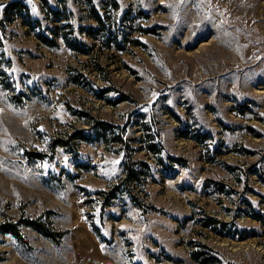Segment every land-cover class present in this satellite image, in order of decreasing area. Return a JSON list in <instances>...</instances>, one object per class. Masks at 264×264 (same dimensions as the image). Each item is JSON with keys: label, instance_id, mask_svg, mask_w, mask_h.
I'll return each instance as SVG.
<instances>
[{"label": "rangeland", "instance_id": "obj_1", "mask_svg": "<svg viewBox=\"0 0 264 264\" xmlns=\"http://www.w3.org/2000/svg\"><path fill=\"white\" fill-rule=\"evenodd\" d=\"M0 5V264H264V0Z\"/></svg>", "mask_w": 264, "mask_h": 264}, {"label": "trees", "instance_id": "obj_2", "mask_svg": "<svg viewBox=\"0 0 264 264\" xmlns=\"http://www.w3.org/2000/svg\"><path fill=\"white\" fill-rule=\"evenodd\" d=\"M24 12L25 16L27 19H30L29 13H28V9L26 8L25 5H23L21 2H14L12 4H10L5 10H4V15H6V17L8 19H16V15H19L20 17H22L21 13ZM52 14H54L55 17H57L59 15L58 12H52ZM96 21L101 24V21L99 20V18H96ZM29 23V22H28ZM30 24V23H29ZM41 37V36H40ZM41 41L43 43H45L46 45H50V43L48 42V40H46L45 38H40ZM127 98L125 97H121L119 101H117V103L120 102H124L126 101ZM90 129H93V135L96 137V139H101L104 143H108L110 139L109 137H113V130L115 129L114 126L104 123V122H97L96 124H94L93 127L90 126ZM77 137L81 140H85L88 141L89 138L83 136L82 132H79L77 134ZM113 142L115 143H122L121 138L119 137H114ZM147 151L151 154H158L160 151L159 149L154 145V144H148L147 146ZM134 165L132 166H127V168H125V182L124 183H131V182H138L140 180V177L142 176H146V172L145 170H147V166L143 163L140 164V171H136L135 168H133ZM142 168H144L145 170H142ZM144 171V172H143ZM118 188L113 189V191L109 194V198L110 196L115 197L116 192H117ZM106 196V195H105ZM108 196V195H107ZM23 224L31 229H33L34 231L40 233L41 235H43L44 237L47 238H53L55 234H52L51 232H49L46 227L38 222V221H25L23 222ZM4 233H10L15 237H19V232L18 229L15 226L12 225H7L4 226L2 228ZM203 264H206L205 262H203Z\"/></svg>", "mask_w": 264, "mask_h": 264}, {"label": "snow or ice", "instance_id": "obj_3", "mask_svg": "<svg viewBox=\"0 0 264 264\" xmlns=\"http://www.w3.org/2000/svg\"><path fill=\"white\" fill-rule=\"evenodd\" d=\"M3 7V5H0V8H2ZM34 11H35V9H34Z\"/></svg>", "mask_w": 264, "mask_h": 264}]
</instances>
